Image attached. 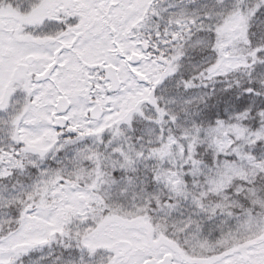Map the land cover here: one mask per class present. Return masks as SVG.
<instances>
[{"label": "snow or ice", "instance_id": "6c2138e0", "mask_svg": "<svg viewBox=\"0 0 264 264\" xmlns=\"http://www.w3.org/2000/svg\"><path fill=\"white\" fill-rule=\"evenodd\" d=\"M0 264H264V0H0Z\"/></svg>", "mask_w": 264, "mask_h": 264}]
</instances>
